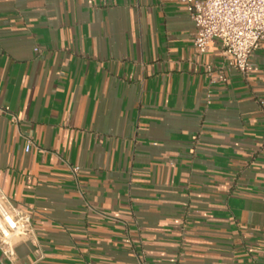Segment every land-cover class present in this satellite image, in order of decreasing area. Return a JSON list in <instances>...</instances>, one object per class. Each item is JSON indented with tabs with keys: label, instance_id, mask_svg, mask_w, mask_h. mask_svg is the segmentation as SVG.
<instances>
[{
	"label": "crops",
	"instance_id": "0c3cea01",
	"mask_svg": "<svg viewBox=\"0 0 264 264\" xmlns=\"http://www.w3.org/2000/svg\"><path fill=\"white\" fill-rule=\"evenodd\" d=\"M195 32L179 0H0V189L34 231L0 264H264V42L221 80Z\"/></svg>",
	"mask_w": 264,
	"mask_h": 264
},
{
	"label": "built area",
	"instance_id": "2783aa9c",
	"mask_svg": "<svg viewBox=\"0 0 264 264\" xmlns=\"http://www.w3.org/2000/svg\"><path fill=\"white\" fill-rule=\"evenodd\" d=\"M196 26L194 49L197 58L207 55L216 42L225 58L224 65L205 63L209 75L214 69L225 80V70L245 76L256 69L252 58L264 42V0H179ZM18 120L17 117L13 118ZM29 141L26 151L34 146ZM76 172V170H75ZM32 215L14 206L0 189V249L11 261L16 244L33 239Z\"/></svg>",
	"mask_w": 264,
	"mask_h": 264
}]
</instances>
